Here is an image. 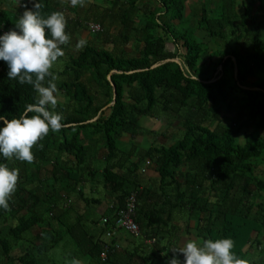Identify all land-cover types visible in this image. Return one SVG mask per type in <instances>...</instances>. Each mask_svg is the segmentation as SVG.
Returning a JSON list of instances; mask_svg holds the SVG:
<instances>
[{
	"label": "trees",
	"instance_id": "1",
	"mask_svg": "<svg viewBox=\"0 0 264 264\" xmlns=\"http://www.w3.org/2000/svg\"><path fill=\"white\" fill-rule=\"evenodd\" d=\"M108 1L111 7L103 25L118 22L122 28L114 40L105 41L114 45L128 42L135 17L142 15L138 19L141 48L137 54L128 55L87 43L82 50L69 55L63 69L57 71L63 78L56 81L57 92L65 96L55 109L63 117L62 129L50 132L40 141L42 148H33L32 164L9 161L0 155V163L19 169V182L9 210L0 208V216L22 207L28 211L8 227L7 237L0 233V259L14 264L10 252L22 242L17 256L19 264H41V257L67 234L74 243L76 259L85 256L93 264H126L122 260L131 261L137 256L135 252L116 248L114 240L107 244L102 233L112 229L111 215L124 207L130 192L136 191L135 220L140 230L137 237L140 241L154 239L149 252L141 257L142 264L168 263L171 259V242L160 245L165 233L171 235L172 212L179 209L187 218L197 220L198 234L203 240L231 238L234 253L246 260L253 244L260 245L258 236L264 231V197L257 203L250 197L253 191L264 195V180L254 173L256 161H264V139L259 133L264 132V0H241L240 12L237 0H202L189 10L185 0ZM37 2L44 5V16L61 11L49 0ZM26 3L32 7L30 2ZM178 25H183L182 29H176ZM13 26L7 12L0 11V34ZM159 29L163 36L157 33ZM196 29L205 31L214 44L211 52L218 56L212 68L214 76L199 71L201 55L209 46L208 42L196 39ZM170 38L176 47L181 41L177 50L166 47ZM7 72V64L0 60V116L18 118L28 104L36 102L37 94L31 85L8 79ZM211 78L214 80L209 82ZM111 83L116 89L114 102ZM233 100L237 103V116L243 114L245 122L238 124L235 119L227 126L213 129L204 123L218 120L220 106ZM157 106L175 115L190 107L197 117L184 119L182 136L169 145H150L137 153L134 144L127 150L120 149L121 136H133L140 128L137 117H156ZM246 122L253 129L244 132V142L240 143L237 138ZM2 123L0 120V126ZM100 151L98 167L90 162L96 161ZM133 155L136 159L131 161ZM144 158L154 163L160 189L164 192L166 186L171 187L172 192L163 194L167 199L163 205L143 201L150 200L149 190L139 187L136 171ZM183 164L188 171L182 183L178 179ZM43 168L50 174L41 180ZM35 180L36 186L28 190L26 185ZM86 180L92 189L101 183L113 196L112 207L104 212L110 217L105 226L98 218L88 222L81 215L70 223L63 222L67 209L62 213L53 210L58 209V202H67L74 189L82 195L83 189L78 185ZM213 190L216 195L212 202L208 196ZM85 199L90 204L101 202L99 197ZM28 202L31 203L27 205ZM46 217L57 218L58 228L53 229ZM140 241L138 246H143ZM105 245L109 250L101 260ZM258 252L264 254V248L260 247Z\"/></svg>",
	"mask_w": 264,
	"mask_h": 264
},
{
	"label": "clouds",
	"instance_id": "2",
	"mask_svg": "<svg viewBox=\"0 0 264 264\" xmlns=\"http://www.w3.org/2000/svg\"><path fill=\"white\" fill-rule=\"evenodd\" d=\"M15 0L24 11L15 20L14 27L0 34V60L8 66V79L31 85L37 94L35 103L28 104L18 118L6 119L0 126V155L6 160H18L32 164L33 148L38 146L50 132L57 133L62 127V115L55 111L58 76L53 69L64 57L61 46L71 41L66 32L67 19L62 11L42 14L44 5L37 0ZM88 0H70L72 7H84ZM103 29V28H102ZM87 46V40L79 39L76 50ZM19 169L0 163V208L9 210V201L17 190ZM231 238L205 239L202 242L188 240L179 247L169 248L173 256L168 264H181L176 255H183V264H249L233 251ZM73 264H80L74 260Z\"/></svg>",
	"mask_w": 264,
	"mask_h": 264
},
{
	"label": "crops",
	"instance_id": "3",
	"mask_svg": "<svg viewBox=\"0 0 264 264\" xmlns=\"http://www.w3.org/2000/svg\"><path fill=\"white\" fill-rule=\"evenodd\" d=\"M27 1L28 0H22V3H26ZM106 1L105 0H88L86 6L84 7L77 6L75 8L70 5V0H49V3L52 5H56L64 13L67 19V27H66L67 33L69 32V33L74 34L77 40L84 38L87 40V43H91L95 45V42L91 41V37L92 38L94 36L96 37L98 33H92V31L90 33L89 32L90 30L89 28H87L88 27L87 25L89 22H96V23L101 24L102 28L104 27L103 24L105 23L103 21H105L104 20L105 15L108 14L107 10L111 7V2L108 1L110 5L107 6V4H105ZM0 11H6L7 14L11 17L12 21L15 23V20L18 18L20 14H22V12L24 11V8L17 6L15 3V0H0ZM81 28H87L89 31H85ZM3 32H5V30H3ZM78 33H82L83 36L79 38ZM97 38L99 37L97 36ZM98 48H101V47H98ZM102 48H105V47H102ZM105 49H108V48H105ZM138 123L140 124V128L143 127L140 120H138ZM140 128L137 130L138 132L141 131ZM138 132L136 133L137 135L134 134L133 136L122 135L120 138V141L123 140V142H127L131 144L130 142H132L133 140H136V139L142 140L144 136L143 134H139ZM152 144L153 143H151V145ZM135 148H136V153L141 152L142 150L146 149V148H139L138 146H136ZM101 154H102V151L98 153V157L96 161L95 162L91 161L90 163L98 164L102 157ZM135 159H136L135 155L130 157L131 161ZM146 160L148 159L144 158L140 160L138 164L139 168L136 171L138 182H139L138 183L139 187L149 190V195H150L149 197L151 201L146 198L143 201L148 202V203L157 202L158 205L160 204L163 205V203L167 202V199L166 197H164L163 194L164 192L165 193L170 192L171 187L166 186L164 189L165 190L164 192L160 189L159 174L155 170L153 163L152 164L150 163L148 165L145 163ZM179 170L181 172V175L178 180L183 183L184 175L188 171V168L187 166H184L183 164L179 168ZM49 174H50L49 171L46 168H43L40 171V179L43 180L46 176H49ZM37 182L38 181L35 180L31 182V184H27L26 188L28 190L33 189L36 186ZM78 187L80 188L82 187L83 189L82 195H79L77 193V190L74 189L73 192L69 194V198L67 199V201L69 202H58L57 203L58 209H53V210H56V212L59 211V213H62V210L67 209L62 216V219H63L62 221L67 222V223L72 222L79 215H81L83 218L85 217L86 218L85 220H87L88 222L91 221L90 220L91 218H98L100 221L101 217L106 215L104 214V212L107 210L108 207L112 205L113 196L107 193V190H105L102 184L99 182L97 183L94 189H92L91 183L88 180H86V182L84 183L81 182L78 185ZM183 187L184 185L182 184L181 189ZM91 197H95V198L99 197L101 199L100 200L101 202H99L98 204H90L89 202L85 201L86 200L85 198H91ZM30 203L31 202H28L27 205H29ZM166 205L167 204H165V206ZM38 211L41 212L39 206H38ZM177 212L181 213L182 215L185 214L180 209L178 211L174 210L172 212L170 224L174 225V227L172 228L171 235H169L168 233H165V237L162 239L160 246L166 245L168 241L171 242L169 244V248L179 247L181 244H183L184 242L188 240H195L197 242H202L203 239L198 234V230H197V220L194 218H187L186 214L183 218H180V216L177 215ZM26 213H28L26 207H22L20 210L6 212L2 216H0V233L4 235L5 237H7L8 227L15 225L21 219V217L26 216ZM46 219H48V223L53 229L58 228V226L60 225L58 224L59 220L55 217H46ZM121 231L126 232L123 229H119V228L114 229V227H112V229L110 228L104 229V232L102 233L103 234L102 238L105 240L107 244H109L111 240H114V245L116 248H123L125 250L135 252L137 256H135L134 259H132L129 262H127L126 260L124 261L123 259L122 263L142 264L143 261L141 257L145 256L149 252V246L151 245V242L148 241L149 239H143L144 241H140L139 237H133L131 236V234H130L131 238L128 236L125 237L124 236L125 234L122 235L120 233ZM137 240L144 243L143 246H138L139 241L137 242ZM63 241H64L63 239L59 241L62 243V246L68 243V241H65V242ZM21 243L22 242H19L18 244H16L14 249L10 252V255L13 258L14 264H19V262L17 261V256L21 252V247H20ZM54 247H52V249ZM258 248L253 247L251 248V250L254 252L256 251L257 254H259L258 251L260 248L259 249ZM176 255H181V258H180L181 264H183V259H184L183 255L180 253H177ZM43 257L44 259H46V261H43L44 264L52 263L50 262V260L45 258V255ZM76 260H79L80 264H93V263H90L88 261V258L85 256H82ZM0 264H10V262H7L5 261L4 258H1ZM162 264H168V263L167 261H164L162 262Z\"/></svg>",
	"mask_w": 264,
	"mask_h": 264
},
{
	"label": "rangeland",
	"instance_id": "4",
	"mask_svg": "<svg viewBox=\"0 0 264 264\" xmlns=\"http://www.w3.org/2000/svg\"><path fill=\"white\" fill-rule=\"evenodd\" d=\"M106 1V0H105ZM202 0H185L186 5H187V9L189 10V8L194 7L195 5H197L199 2H201ZM107 6L110 5V3L108 1H106ZM155 6V4H152ZM237 10L240 12L242 11V5H241V0H237ZM140 12V11H139ZM138 12V13H139ZM142 19V15H138L135 17L134 23H133V27L130 30V34H129V41L126 43H117L118 45H114V42L111 41H105V38H110L111 40H114L116 38V36L119 35V31L122 28L121 24H119L118 22L114 23L113 25H109L106 27V25L103 27L102 31L100 32H92V33H98L97 36L99 38H97V36L95 37H91V41L95 42L96 47H105L111 50H115V51H122L128 55H135L137 54L138 50L141 48V42L138 40L140 35H141V31L138 29L139 26V20L138 19ZM191 20H193V17L190 18ZM176 22V21H174ZM88 26V25H87ZM183 25H178L175 26L176 29H182ZM88 28V27H87ZM87 28H81L85 31H89ZM81 32V31H80ZM91 33V30L89 31ZM69 33V32H68ZM157 33L159 35H164V32L159 29L157 31ZM70 37H71V41L68 45L65 46H61L65 52L64 57L60 58L56 64V66L54 67L53 71L54 74H56L58 76V80L63 78V76L57 74L58 70H62L63 67L65 66L66 62H68V56L69 55H73L76 52H78V50L75 49V44L78 41L75 38V35L72 33H69ZM194 35L196 37V39L198 41H205L208 42V50L207 52H205L204 54H202V59L199 62V71L203 72L206 76L210 77V76H214L216 74L215 71H213V67L216 64V60L218 58V56H216L215 54H212V50L214 49V44L213 42L210 40L209 36L207 35V33L201 29H196L194 32ZM79 38H81L83 36L82 33H78ZM170 37V36H169ZM104 39V41H103ZM180 42L179 41V45L180 46ZM177 46V47H178ZM166 47L169 50H177L178 48L176 47V45L174 44V41L168 40L166 42ZM226 45H224L222 48H225ZM218 69H221V65H218ZM248 87V86H247ZM252 89V87H249ZM248 88V89H249ZM56 96L58 99V102H62L65 99V96L62 95V92H56ZM219 110V119H210L205 121L204 123L206 125H208L211 129L217 127V126H227L229 125L233 120L236 119L237 123H243L245 122V116L242 114L240 116H237V103H235V101H231L230 104L227 103L223 104L220 106ZM156 117L154 116H147V115H140L138 116V120H140L141 124L143 125V127L140 128V132H138L139 134H143L144 138L142 140L136 139L133 140L132 142H130L131 144L127 143V142H123L119 141L118 147L120 149L123 150H127L131 147L132 144L138 146L139 148H148L151 143H153L152 145L155 146H159V145H169L171 144L173 141L179 139L182 136V123L184 119H190V120H194L197 117V113L193 108L190 107H184L182 108L176 115L174 113L171 112H164L163 110L160 109L159 106L156 107ZM143 119V120H142ZM247 125L246 127L241 131V133L238 136V141L240 143L244 142V132H248L250 130H252V126L249 124L250 122H246ZM136 132V133H137ZM259 133L261 135V137H263L264 139V132L262 130H259ZM125 135H129L127 133L123 134ZM137 135V134H136ZM148 159V158H147ZM257 165L254 168V173L260 178L264 180V161L263 160H258L256 161ZM146 164H152V160L148 159L145 161ZM101 165V163H98V167ZM154 166V163H153ZM184 166H187L184 164ZM188 168V166H187ZM208 183V182H207ZM254 188V187H253ZM257 192V193H256ZM253 191L250 195L251 201H253L254 203H257L260 201V199L262 197H264L263 193H260L259 191ZM259 192V193H258ZM215 195L216 192L210 191L209 194V201H215ZM261 197V198H260ZM64 202V201H63ZM69 202V201H67ZM73 202V201H72ZM178 211V210H177ZM177 215L180 216V218H183L185 216V214H181L179 212H177ZM121 229V228H120ZM124 230V229H123ZM126 231V230H125ZM122 235H124L125 237H130V233H128L127 231H121L120 232ZM259 240H260V245L259 248L262 247L264 248V231L258 236ZM63 242L68 241V243H66L65 245L62 246V243L59 242L53 249L51 248L49 251H47V253L45 254V258H47L48 260H50V262H55L58 264H73V261L76 260L75 256H73V250H74V243L72 241H70V237L69 235L65 234L63 237ZM139 240H137L138 242ZM152 243V242H151ZM256 244H253L254 248H258L255 247ZM258 248V249H259ZM246 260L249 262V264H263L264 262V254H257V252L255 251H250L247 254V258ZM43 261H46V259H44V257H41V263H43Z\"/></svg>",
	"mask_w": 264,
	"mask_h": 264
},
{
	"label": "built area",
	"instance_id": "5",
	"mask_svg": "<svg viewBox=\"0 0 264 264\" xmlns=\"http://www.w3.org/2000/svg\"><path fill=\"white\" fill-rule=\"evenodd\" d=\"M88 28L92 32H100L102 31V26L99 23L96 22H89ZM137 192L132 191L127 196L125 205L122 208H119L118 210H115L114 213L111 215L113 217V227L114 229H124L128 233H130L132 236L137 237L140 235L139 225L135 220V212L137 208ZM112 207V205L110 206ZM108 216H102L100 219V224L103 226L106 225V223L109 221ZM148 241L153 242L154 239H149ZM109 250V246L105 245L103 250L100 252V259L104 260L107 255V251ZM170 260V259H169ZM168 260V261H169Z\"/></svg>",
	"mask_w": 264,
	"mask_h": 264
},
{
	"label": "water",
	"instance_id": "6",
	"mask_svg": "<svg viewBox=\"0 0 264 264\" xmlns=\"http://www.w3.org/2000/svg\"><path fill=\"white\" fill-rule=\"evenodd\" d=\"M167 60H168V59H167ZM172 60H174V61H178L177 59H172ZM233 61H234V57H233ZM155 65H157V63L153 64L152 67L155 66ZM111 72H112V71H110V72L107 74V78H108V79H109V77H110ZM234 74H236V66H235V69H234ZM213 80H214V78H211V79L208 80V81L210 82V81H213ZM111 85H112V91H113L112 102H114V100H115L116 89H115V86H114L112 83H111ZM240 86L243 87V88H249V87H247V86H243V85H240ZM252 89H256V87H252ZM112 102L108 103L106 106H109ZM106 106H105V107H106ZM105 107H103V108H105ZM94 118H95V117H94ZM94 118H92V119H90V120H88V121H91V120H93Z\"/></svg>",
	"mask_w": 264,
	"mask_h": 264
}]
</instances>
